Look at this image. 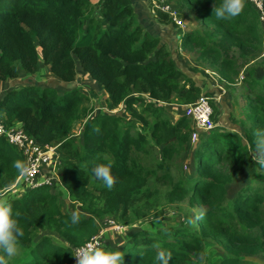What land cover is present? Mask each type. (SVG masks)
<instances>
[{
  "label": "trees",
  "instance_id": "1",
  "mask_svg": "<svg viewBox=\"0 0 264 264\" xmlns=\"http://www.w3.org/2000/svg\"><path fill=\"white\" fill-rule=\"evenodd\" d=\"M167 1L181 18L186 11L195 14L199 27L184 33L169 14L154 10L159 23L178 28L181 48L224 88L241 82L245 89L241 110L247 118L240 125L246 144L230 132L199 134L190 177L178 162L194 129L184 113L174 123L164 105L184 110L203 88L177 67L161 37L144 27L132 0H0L1 82L16 80L21 69L35 74L42 62L73 84L80 65L102 84L110 107H123L132 117L91 116L93 108L85 105L90 98L77 88L61 94L30 84L2 97L0 119L6 125L20 123L38 143L57 146L55 173L62 188L52 193L43 184L5 204L19 213L24 233L18 254L3 258L5 264H75L71 253L99 236L106 219L124 226L157 221L169 207L185 203L187 211H199L193 219L187 215L178 225L137 231L121 249L100 248L121 252L123 264H154L160 248L171 252L169 264H199L205 242L212 240L225 254L214 264H264V186L245 187L230 199L227 191L237 163L232 151L250 156L252 133L264 128V75L257 77L253 68L259 59L264 62L260 17L245 0L240 13L225 20L212 15L214 0ZM79 122H84L81 139L72 137ZM15 160L26 163L23 153L0 137V194L21 176L12 167ZM96 163L111 165L110 190L92 178ZM65 195L82 212L75 225L63 211Z\"/></svg>",
  "mask_w": 264,
  "mask_h": 264
},
{
  "label": "rangeland",
  "instance_id": "2",
  "mask_svg": "<svg viewBox=\"0 0 264 264\" xmlns=\"http://www.w3.org/2000/svg\"><path fill=\"white\" fill-rule=\"evenodd\" d=\"M93 3L97 4L98 0H92ZM168 4L173 6L174 16H176V24L180 27L181 30H184V33L191 32L192 30H196L197 27L196 22L194 21V16L192 12L182 10L186 17L181 18L180 12L174 6V3L164 0ZM148 2V1H147ZM149 12L145 15L146 24L148 25L149 30H153L154 32H158L161 37V45L167 47L169 52H171L175 58L177 63V67L185 72L189 77L194 79L197 84H199L203 88V94L209 96L211 100L214 102L216 106V112L213 113L212 121H213V129L216 131L230 132L236 136H238L243 144H246V139L244 138L245 132L240 125L241 121L246 120L245 114L242 112V94L244 93L243 84L240 82L237 85H230L229 87L224 88L218 82V79L214 73L210 70L205 69L202 65H198V63L194 60L193 54L189 53L188 50H184L181 48L178 39V28L170 25H164L158 22V19L154 15L153 12L155 6L153 3L148 2ZM259 15V13H258ZM141 17V16H140ZM172 17V18H173ZM259 17V16H258ZM142 18V17H141ZM151 21V22H150ZM264 28V23H261ZM41 67H39L40 69ZM256 70L255 75L261 78L264 75V62L259 59L256 64L253 66ZM204 75L208 81H210L213 85L212 90H209L206 82L199 79L200 75ZM24 77L25 80L22 82L21 78ZM26 75H21L17 80L9 81L7 83H3L0 87L2 98L8 89L18 87L19 85H44L49 87L56 88L59 93L63 94L66 90H72L77 88L79 91L87 94L90 98V101L86 102L85 105L92 107L93 112L91 116L98 115L100 113L105 114H114V115H123L131 121L132 117L125 114V109L123 107L120 108H111L110 104L107 102L106 95L103 91V86L99 82L93 80L91 76L87 73L82 75V73L78 74L77 80L73 84H67L60 82V79L57 78L50 72V69L47 67H43L40 72L34 78H28L26 80ZM167 104V105H166ZM164 105V109L167 114L171 118V120L175 123L183 116V107H177L173 104L166 103ZM193 129L195 128L193 121L190 119ZM84 128V122H79L74 126L72 137L73 138H82V132ZM140 128V126L138 127ZM191 139V138H190ZM202 139L197 137L195 141H189L186 145V151L179 157L178 164L181 163L183 165L182 172L187 176H192L194 171V165L196 164L194 161L195 151L201 147ZM232 157L235 159L236 166L233 173V181L228 185L227 191L228 196L230 198H234L243 188L245 187H259L264 186V170L254 162L251 155H246L242 157L240 154L236 153L234 150L232 151ZM178 160V159H177ZM241 167V168H240ZM51 170H45L39 173V177L36 180L43 179H51L52 173ZM194 176V175H193ZM23 181V179L21 180ZM53 189L52 193H55L56 190H62L59 185V182L55 179L52 180V184H50ZM29 188L26 187V184L20 182L18 185H15L9 192L5 194H0V206L5 205L8 201L14 198L22 197ZM60 202L63 208V211L67 213H72L76 211L78 214L82 212L79 210L78 206H75L68 198L65 196L60 198ZM191 209L189 204H181V205H173L169 207L159 220L157 221H149L143 220L138 222L132 226H124L115 223L112 218L106 219L101 223L102 232L99 236L100 247L103 246H111L113 248L121 249L127 244L130 234H134L137 231L147 229L150 231H156L165 226L170 225H178L183 222L184 216L187 215L192 219L199 212L197 209L192 211H187ZM52 235V234H48ZM225 256L223 249L214 241L207 240L205 242V250L203 253L202 260H198L199 264H214L218 262L221 258Z\"/></svg>",
  "mask_w": 264,
  "mask_h": 264
},
{
  "label": "clouds",
  "instance_id": "3",
  "mask_svg": "<svg viewBox=\"0 0 264 264\" xmlns=\"http://www.w3.org/2000/svg\"><path fill=\"white\" fill-rule=\"evenodd\" d=\"M243 7V0H220L217 4L214 0L212 15L217 20H225L236 16ZM251 157L255 163L264 168V128L255 129L252 133ZM12 167L21 175L29 171L28 165L21 161L12 162ZM91 176L94 180L102 182L103 186L110 190L113 187L115 178L111 172V165L108 163H96L91 169ZM19 213H13L7 205L0 206V264H5L3 258L11 259L18 254L20 238L24 235L17 217ZM79 215L73 211L70 215V222L75 225L79 222ZM192 219L188 223H192ZM75 264H123V254L115 250L102 248L81 249L75 254ZM154 264H169L171 252L160 248L155 252Z\"/></svg>",
  "mask_w": 264,
  "mask_h": 264
},
{
  "label": "built area",
  "instance_id": "4",
  "mask_svg": "<svg viewBox=\"0 0 264 264\" xmlns=\"http://www.w3.org/2000/svg\"><path fill=\"white\" fill-rule=\"evenodd\" d=\"M146 1L154 4V10H160L161 12L169 14L171 17L174 16L173 6L164 0ZM245 1L249 2L254 7L256 12L259 13L261 23H264V0ZM175 19L176 16L173 17V20L176 22ZM210 100L211 98L209 96L202 94L194 103L184 107V115L191 119L195 126L194 131L191 134V141H195L199 134L206 133L213 129V109ZM0 137L5 138L9 144L19 149L26 158V164L29 167V171L18 178L16 185L23 182L26 184L27 188H35L43 184L50 185L52 184V180L55 179L58 181L55 173V167L58 163L57 146L40 144L26 134L22 124L16 123L8 126L3 119H0ZM45 170H51L50 172L53 177L46 180H36L39 177V173ZM22 179L23 181H21ZM99 236L93 238L90 243L81 249L100 248Z\"/></svg>",
  "mask_w": 264,
  "mask_h": 264
},
{
  "label": "crops",
  "instance_id": "5",
  "mask_svg": "<svg viewBox=\"0 0 264 264\" xmlns=\"http://www.w3.org/2000/svg\"><path fill=\"white\" fill-rule=\"evenodd\" d=\"M99 1V0H98ZM133 1V4H134V7H135V9H136V12H137V14H138V18H139V20L141 21V23L144 25V27L146 28V29H148L147 27H148V25L146 24V18H145V15L147 14V12H149V7H148V2L146 1V0H132ZM142 18H141V17ZM151 22V21H150ZM150 29V28H149ZM148 29V30H149ZM152 34H155V35H160V34H158V32H154L153 30H149ZM40 69H39V71L38 72H40L41 70H42V68L43 67H46L47 68V66H45L42 62H41V64H40ZM38 72H36L35 74H29V73H27V72H25L23 69H21L20 70V75H19V77L21 76V75H26L25 76V78H26V80L28 79V78H34L37 74H38ZM80 73H82V75H84V74H87L86 72H84V70L82 69V67L79 65L78 66V68H77V74H80ZM18 77V78H19ZM17 78V79H18ZM16 79V80H17ZM21 80H22V82H24L23 80H25L24 79V77L22 76V78H21ZM13 81V80H12ZM7 82H9V81H7ZM7 82H1L0 81V87L2 86V84L3 83H7ZM60 82H62V84H64V82L63 81H61L60 80ZM30 85V84H29ZM21 86H27V85H19L18 87H15L14 86V88H11V89H8L7 91H6V93L8 92V91H10V90H12V89H17V88H20ZM42 87H48L47 85L45 86V84L44 85H42ZM1 90V89H0ZM5 93V94H6ZM0 94H1V92H0ZM5 96V95H4ZM2 98L0 97V100H1ZM175 106H177V107H180L179 105H177V104H174Z\"/></svg>",
  "mask_w": 264,
  "mask_h": 264
},
{
  "label": "water",
  "instance_id": "6",
  "mask_svg": "<svg viewBox=\"0 0 264 264\" xmlns=\"http://www.w3.org/2000/svg\"><path fill=\"white\" fill-rule=\"evenodd\" d=\"M199 79H200V80H203L204 82H206L208 89H209V90H212V88H213L212 83H211L210 81H208V79H207L204 75L201 74V75L199 76Z\"/></svg>",
  "mask_w": 264,
  "mask_h": 264
}]
</instances>
